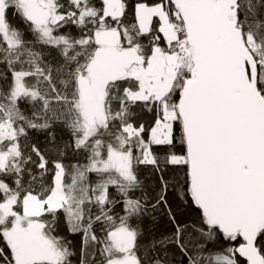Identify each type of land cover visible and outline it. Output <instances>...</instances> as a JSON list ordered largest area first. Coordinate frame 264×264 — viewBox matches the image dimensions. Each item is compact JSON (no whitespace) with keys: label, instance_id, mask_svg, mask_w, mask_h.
I'll return each instance as SVG.
<instances>
[{"label":"snow or ice","instance_id":"1","mask_svg":"<svg viewBox=\"0 0 264 264\" xmlns=\"http://www.w3.org/2000/svg\"><path fill=\"white\" fill-rule=\"evenodd\" d=\"M0 264H264V0H0Z\"/></svg>","mask_w":264,"mask_h":264}]
</instances>
